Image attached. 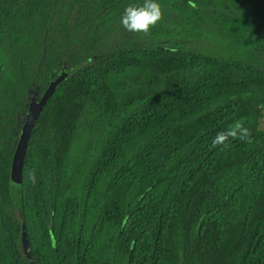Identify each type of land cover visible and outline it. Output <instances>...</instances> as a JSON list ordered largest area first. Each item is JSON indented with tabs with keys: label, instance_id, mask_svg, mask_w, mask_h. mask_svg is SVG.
Returning a JSON list of instances; mask_svg holds the SVG:
<instances>
[{
	"label": "trees",
	"instance_id": "obj_1",
	"mask_svg": "<svg viewBox=\"0 0 264 264\" xmlns=\"http://www.w3.org/2000/svg\"><path fill=\"white\" fill-rule=\"evenodd\" d=\"M143 2L0 0V264H264V0Z\"/></svg>",
	"mask_w": 264,
	"mask_h": 264
},
{
	"label": "water",
	"instance_id": "obj_2",
	"mask_svg": "<svg viewBox=\"0 0 264 264\" xmlns=\"http://www.w3.org/2000/svg\"><path fill=\"white\" fill-rule=\"evenodd\" d=\"M62 76L56 77L52 80L47 88L44 90L40 98L36 101L33 100L28 106L26 117L21 128V132L15 146V150L12 155L11 168H10V194L13 202L19 205L22 202V169L24 163L25 152L29 137L32 131V127L40 114L42 108L46 104L47 100L51 97L52 93L60 83ZM126 218L123 220L125 223ZM50 238L52 246H55L56 240L52 229L50 228ZM22 243L25 249H28V237L25 230L22 231Z\"/></svg>",
	"mask_w": 264,
	"mask_h": 264
},
{
	"label": "clouds",
	"instance_id": "obj_3",
	"mask_svg": "<svg viewBox=\"0 0 264 264\" xmlns=\"http://www.w3.org/2000/svg\"><path fill=\"white\" fill-rule=\"evenodd\" d=\"M189 4L195 7L192 0ZM162 18L161 6L156 0H144L140 5L129 4L121 16L122 26L130 31L136 33L149 34L150 27H153ZM176 51V49H170ZM231 138H239L240 140H248L250 142L249 129L243 126L242 122H236L230 125L227 130L217 132L216 136L212 139V146L225 145V142ZM33 181L35 176L32 177Z\"/></svg>",
	"mask_w": 264,
	"mask_h": 264
},
{
	"label": "flooded vegetation",
	"instance_id": "obj_4",
	"mask_svg": "<svg viewBox=\"0 0 264 264\" xmlns=\"http://www.w3.org/2000/svg\"><path fill=\"white\" fill-rule=\"evenodd\" d=\"M43 109V108H42ZM42 111V110H41Z\"/></svg>",
	"mask_w": 264,
	"mask_h": 264
}]
</instances>
